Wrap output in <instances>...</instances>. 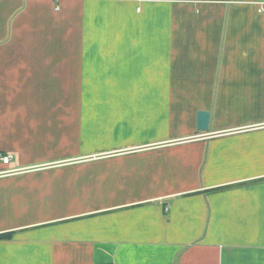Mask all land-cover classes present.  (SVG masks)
I'll list each match as a JSON object with an SVG mask.
<instances>
[{
	"label": "crops",
	"instance_id": "1",
	"mask_svg": "<svg viewBox=\"0 0 264 264\" xmlns=\"http://www.w3.org/2000/svg\"><path fill=\"white\" fill-rule=\"evenodd\" d=\"M261 5L0 0V264H264Z\"/></svg>",
	"mask_w": 264,
	"mask_h": 264
},
{
	"label": "water",
	"instance_id": "2",
	"mask_svg": "<svg viewBox=\"0 0 264 264\" xmlns=\"http://www.w3.org/2000/svg\"><path fill=\"white\" fill-rule=\"evenodd\" d=\"M211 113L208 110H200L197 113V128L199 131L206 132L210 127Z\"/></svg>",
	"mask_w": 264,
	"mask_h": 264
},
{
	"label": "built area",
	"instance_id": "3",
	"mask_svg": "<svg viewBox=\"0 0 264 264\" xmlns=\"http://www.w3.org/2000/svg\"><path fill=\"white\" fill-rule=\"evenodd\" d=\"M259 11L264 12V5H261V6L259 7ZM11 159H12V155H10V154H6V155H3V156H2V160H3V162H4L5 164L10 163ZM167 209H168V208H167Z\"/></svg>",
	"mask_w": 264,
	"mask_h": 264
}]
</instances>
